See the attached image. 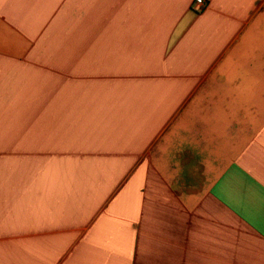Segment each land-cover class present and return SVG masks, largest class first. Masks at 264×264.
Returning <instances> with one entry per match:
<instances>
[{"label":"crops","instance_id":"1","mask_svg":"<svg viewBox=\"0 0 264 264\" xmlns=\"http://www.w3.org/2000/svg\"><path fill=\"white\" fill-rule=\"evenodd\" d=\"M194 2L0 0V264H264V0Z\"/></svg>","mask_w":264,"mask_h":264},{"label":"built area","instance_id":"2","mask_svg":"<svg viewBox=\"0 0 264 264\" xmlns=\"http://www.w3.org/2000/svg\"><path fill=\"white\" fill-rule=\"evenodd\" d=\"M205 4V0H195L194 4H193V9L195 11H201L204 7Z\"/></svg>","mask_w":264,"mask_h":264},{"label":"rangeland","instance_id":"3","mask_svg":"<svg viewBox=\"0 0 264 264\" xmlns=\"http://www.w3.org/2000/svg\"><path fill=\"white\" fill-rule=\"evenodd\" d=\"M257 48H260V50H262L263 49V47H257ZM255 49V48H254ZM256 54L258 53L257 51L255 52Z\"/></svg>","mask_w":264,"mask_h":264}]
</instances>
